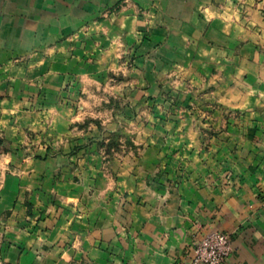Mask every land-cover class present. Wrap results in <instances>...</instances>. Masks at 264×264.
Wrapping results in <instances>:
<instances>
[{
	"label": "crops",
	"instance_id": "crops-1",
	"mask_svg": "<svg viewBox=\"0 0 264 264\" xmlns=\"http://www.w3.org/2000/svg\"><path fill=\"white\" fill-rule=\"evenodd\" d=\"M223 4L229 12H216ZM229 4L0 0V139L15 149L0 153L5 264H195V242L213 230L232 233L226 264H264V161L253 158L256 146L238 150L239 160L237 153L218 162L195 157L199 148L194 145L184 176L156 170L142 176L141 167L148 170L149 161H118L117 180L111 179L92 166L99 151L88 136L100 131L70 130L81 102L62 96L80 50L76 35L86 24L103 26L104 34L131 44L141 40L144 56L172 57L177 48L185 64L208 55L211 66L223 70L226 64L231 72L238 66L245 77L251 71L250 45L264 43V15L250 9L251 20L240 15L235 21ZM206 10H212L211 18ZM153 65L154 59L147 60V68ZM154 82L146 79L148 94L156 89ZM258 90L264 104V85ZM82 136L86 140L78 139ZM87 141L92 143L82 147ZM74 156L85 158L76 165L83 171L78 182ZM96 184L106 186L90 192Z\"/></svg>",
	"mask_w": 264,
	"mask_h": 264
},
{
	"label": "rangeland",
	"instance_id": "rangeland-1",
	"mask_svg": "<svg viewBox=\"0 0 264 264\" xmlns=\"http://www.w3.org/2000/svg\"><path fill=\"white\" fill-rule=\"evenodd\" d=\"M229 1L235 21L241 16L251 20L254 15L250 9L264 15V0ZM223 5L216 12H229V7ZM121 8L122 4L114 10ZM204 12L211 18L212 10ZM77 33L81 51H76L70 72L66 73L63 87L66 94L62 96L71 94L81 102L75 111L78 118L70 124V130L83 135L100 131L99 135L88 136L94 139L99 151L98 161H92L98 174L117 180L118 161L133 160L140 164L150 162L148 170L140 165L142 176L154 170L158 174L180 172L184 176L185 167L190 166L185 162L194 160L190 152L194 145L199 148L195 157L202 161L224 162L253 144L258 148L253 158L264 161V104L260 103L258 90L264 85V43L250 45L251 71L244 77L237 72L238 66L232 72L227 71L226 64L223 70L211 66L213 60L208 55L190 57L191 61L185 64L186 56H181L184 52L177 48L172 57L144 56L139 52L141 40L131 44L123 38H112L97 24H86ZM104 35L108 39L103 40ZM242 48L241 45L239 50ZM152 59L154 65L147 68V60ZM154 78L156 89L148 94L146 79L154 81ZM249 128L254 131L250 132ZM188 130L190 135L186 133ZM78 139L83 141L86 137ZM91 143L87 141L82 147ZM57 151L48 152L47 156L60 152ZM242 154L238 153V160ZM73 160L77 163L72 168L85 162L83 157L74 156ZM75 171L78 182L83 171L78 167ZM95 173L92 178L99 176ZM105 186L96 184L90 192L103 191ZM114 187L111 183L109 190L113 191ZM3 244L4 232L0 226V264H5Z\"/></svg>",
	"mask_w": 264,
	"mask_h": 264
},
{
	"label": "built area",
	"instance_id": "built-area-1",
	"mask_svg": "<svg viewBox=\"0 0 264 264\" xmlns=\"http://www.w3.org/2000/svg\"><path fill=\"white\" fill-rule=\"evenodd\" d=\"M232 251L231 234L213 230L195 242L193 262L195 264H226Z\"/></svg>",
	"mask_w": 264,
	"mask_h": 264
},
{
	"label": "trees",
	"instance_id": "trees-1",
	"mask_svg": "<svg viewBox=\"0 0 264 264\" xmlns=\"http://www.w3.org/2000/svg\"><path fill=\"white\" fill-rule=\"evenodd\" d=\"M11 151H12V149L10 148L8 143H6L4 140L0 139V153L11 152Z\"/></svg>",
	"mask_w": 264,
	"mask_h": 264
}]
</instances>
